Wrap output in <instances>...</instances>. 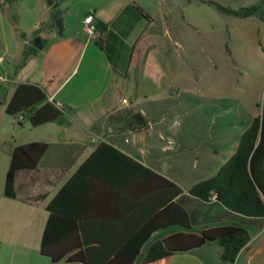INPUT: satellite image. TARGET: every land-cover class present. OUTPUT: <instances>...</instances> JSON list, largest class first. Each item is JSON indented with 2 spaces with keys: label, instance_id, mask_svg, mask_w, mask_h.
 <instances>
[{
  "label": "crops",
  "instance_id": "1",
  "mask_svg": "<svg viewBox=\"0 0 264 264\" xmlns=\"http://www.w3.org/2000/svg\"><path fill=\"white\" fill-rule=\"evenodd\" d=\"M55 3L61 15L60 35L55 31V24L53 28L49 26L55 12L51 0L0 2V27L4 29L0 37V123L2 118L12 116L18 127L10 133L0 127V159H3L0 173H4V183L0 185V264H85L64 259L51 262L40 252V239L49 215L48 201L101 142L109 143L175 181L154 169L145 156L140 133L148 130L150 121L146 109L140 108L142 105L136 100L147 96L142 90L143 79L160 85L164 68L158 58L172 51V43H179L173 30L177 17L183 19L184 4L198 5L199 0H56ZM89 12L93 14L94 24L101 23L104 31L97 28L92 35L85 31L84 17ZM40 26V33L32 35ZM35 36L39 37L40 47L32 44L36 53L30 54L25 64L20 65L25 43L31 44ZM97 37L102 45L96 43ZM184 76L186 79L185 73ZM21 81L39 85L48 99L60 102L61 115L36 126L27 120L18 123L17 117L7 112L6 104ZM171 89L170 86L167 91ZM122 98H127L128 103L123 104ZM136 111L147 118L148 128L128 127V116ZM254 115L247 124H241L247 127ZM240 134L235 135L238 139L221 164L237 148ZM161 136H166L158 135L164 146L165 139ZM203 140L206 142L207 137L203 136ZM31 141L48 142L47 150L34 169L18 171L15 176L17 194L8 197L5 175L12 150L17 144ZM217 148L211 150L217 152ZM113 161L111 164L89 163L86 169L91 177L84 178L76 187L90 189L92 201L88 213L92 215L118 216L122 211L118 204L127 192L134 196L142 193L137 177L139 171L127 166L129 163L124 158L115 157ZM217 169L201 179L213 175ZM187 189L177 195L176 201L188 212L191 231L198 232L213 224L239 222L249 235L247 241L238 248L233 259L229 256L225 259L223 246L215 240L143 262L149 245L172 232V229L159 230L143 243L133 264H252L254 256L262 251L263 242L254 239L262 236L264 217L232 211L215 202L214 196L209 202H203L188 194Z\"/></svg>",
  "mask_w": 264,
  "mask_h": 264
},
{
  "label": "trees",
  "instance_id": "2",
  "mask_svg": "<svg viewBox=\"0 0 264 264\" xmlns=\"http://www.w3.org/2000/svg\"><path fill=\"white\" fill-rule=\"evenodd\" d=\"M55 1L51 0L54 11L58 7ZM201 2L213 6L226 16L264 20V0L237 8L214 0ZM49 26L54 27V17ZM97 28L99 31L105 30L99 22ZM41 29V26L34 29L32 35L39 34ZM22 36L25 37L24 32ZM95 41L102 45L100 37ZM36 51L34 45L25 43L22 62ZM258 106L260 111L241 132L234 152L213 175L190 185L188 194L203 202H209L214 196L215 202H220L232 211L245 216L264 217V92ZM6 110L17 117L18 123L27 120L33 126L54 121L62 113L39 85L23 81L17 83L12 97L7 101ZM20 115L23 117L20 118ZM128 127L145 129L149 124L147 118L136 111L130 112ZM47 143L31 141L14 146L5 175L6 196H16L15 176L21 169L36 167L47 150ZM115 157L124 158L129 163L127 166L131 165L139 171L140 176L137 177L141 182L142 193L134 196L127 192L118 204L122 210L118 216L92 215L88 213L92 201L90 189L76 187L84 182V178L91 177L86 169L89 163L111 164ZM182 191L183 188L177 182L133 160L109 146V143L101 142L48 201L46 209L49 215L40 239V252L48 256L51 262L64 259L85 264H133L143 243L150 239L153 232L172 229L170 234L149 245L143 262L163 258L176 251H188L215 240L223 246L225 259H233L238 248L248 239L245 227L239 222H230L204 226L198 232L191 231V218L176 201Z\"/></svg>",
  "mask_w": 264,
  "mask_h": 264
},
{
  "label": "rangeland",
  "instance_id": "3",
  "mask_svg": "<svg viewBox=\"0 0 264 264\" xmlns=\"http://www.w3.org/2000/svg\"><path fill=\"white\" fill-rule=\"evenodd\" d=\"M214 1L233 8L257 2ZM173 32L179 43L171 44V55L167 52L158 58L164 68L160 85L143 79L142 90L147 96L136 101L146 109L150 121L148 130L140 133L150 165L186 190L220 166L238 139L235 135L246 128L242 124L260 111L258 103L264 91V20L226 16L199 0L198 5L184 4L183 19L177 17ZM3 35L0 27V37ZM169 81L172 89L168 92ZM219 108L216 113L214 110ZM159 116L162 118L157 120ZM13 118L1 119L3 131L10 133L18 128ZM174 120L179 121L178 125L174 126ZM160 133L175 144L171 151L162 148ZM203 136L207 137L206 142ZM212 147H218L217 152ZM2 161L1 158L0 168ZM3 175L2 171L1 186ZM260 234L254 241L263 242L262 251L254 256L252 264H264V225Z\"/></svg>",
  "mask_w": 264,
  "mask_h": 264
},
{
  "label": "built area",
  "instance_id": "4",
  "mask_svg": "<svg viewBox=\"0 0 264 264\" xmlns=\"http://www.w3.org/2000/svg\"><path fill=\"white\" fill-rule=\"evenodd\" d=\"M84 23H85V31L88 34H90V35L94 34V32L96 31V25L94 24L93 14L91 12H89L84 17ZM121 101H122L123 104H127L128 103V99L127 98H122ZM55 104L59 108H60V106H62V104L60 102H56ZM19 117L21 118V117H23V115H20ZM161 138L165 139V144L163 146V148L165 150L172 149L174 147L172 140L166 139L163 136H161Z\"/></svg>",
  "mask_w": 264,
  "mask_h": 264
},
{
  "label": "water",
  "instance_id": "5",
  "mask_svg": "<svg viewBox=\"0 0 264 264\" xmlns=\"http://www.w3.org/2000/svg\"><path fill=\"white\" fill-rule=\"evenodd\" d=\"M53 16H54V24L56 29L55 31L60 35L62 30L60 10L55 11ZM37 41H39V37L35 36L31 39V44H34L36 47H40Z\"/></svg>",
  "mask_w": 264,
  "mask_h": 264
},
{
  "label": "clouds",
  "instance_id": "6",
  "mask_svg": "<svg viewBox=\"0 0 264 264\" xmlns=\"http://www.w3.org/2000/svg\"><path fill=\"white\" fill-rule=\"evenodd\" d=\"M178 123H179L178 121H177V122H175L174 126L178 125Z\"/></svg>",
  "mask_w": 264,
  "mask_h": 264
}]
</instances>
